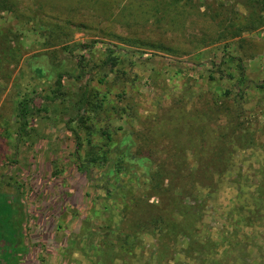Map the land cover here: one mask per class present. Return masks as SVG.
<instances>
[{
	"label": "rangeland",
	"instance_id": "obj_1",
	"mask_svg": "<svg viewBox=\"0 0 264 264\" xmlns=\"http://www.w3.org/2000/svg\"><path fill=\"white\" fill-rule=\"evenodd\" d=\"M13 2L0 191L45 264H264V0Z\"/></svg>",
	"mask_w": 264,
	"mask_h": 264
},
{
	"label": "crops",
	"instance_id": "obj_2",
	"mask_svg": "<svg viewBox=\"0 0 264 264\" xmlns=\"http://www.w3.org/2000/svg\"><path fill=\"white\" fill-rule=\"evenodd\" d=\"M0 208V264H45L39 255L47 250V245L37 248L40 245L36 237L41 234L34 228V215H24L19 201L2 191Z\"/></svg>",
	"mask_w": 264,
	"mask_h": 264
},
{
	"label": "trees",
	"instance_id": "obj_3",
	"mask_svg": "<svg viewBox=\"0 0 264 264\" xmlns=\"http://www.w3.org/2000/svg\"><path fill=\"white\" fill-rule=\"evenodd\" d=\"M16 10H17L16 4L13 2V0H0V13L1 12H8L12 16H15L16 18L22 19V15H20V14L16 15ZM8 41H9V34H7L5 32L1 33V31H0V52L3 50V47L4 48L7 47V45L9 44ZM240 75H241V73H240ZM238 81H240V80H238ZM30 103H31V100L26 99V100H23L22 102H20L18 104L16 113H15V117L19 120L18 122H20V126L18 128L19 133H22L25 129L26 117L31 110ZM168 219L169 218L165 219L164 225L166 228L169 229V223L170 222H167ZM173 227H174V225H173Z\"/></svg>",
	"mask_w": 264,
	"mask_h": 264
}]
</instances>
